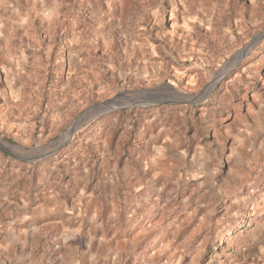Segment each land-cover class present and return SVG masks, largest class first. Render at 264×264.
I'll list each match as a JSON object with an SVG mask.
<instances>
[{"label": "rangeland", "instance_id": "obj_1", "mask_svg": "<svg viewBox=\"0 0 264 264\" xmlns=\"http://www.w3.org/2000/svg\"><path fill=\"white\" fill-rule=\"evenodd\" d=\"M0 264H264V0H0Z\"/></svg>", "mask_w": 264, "mask_h": 264}, {"label": "water", "instance_id": "obj_2", "mask_svg": "<svg viewBox=\"0 0 264 264\" xmlns=\"http://www.w3.org/2000/svg\"><path fill=\"white\" fill-rule=\"evenodd\" d=\"M239 52H240V51H239ZM195 96H196V95H195ZM104 104H105V103H104ZM104 104H98V105H96V106H92L91 108H89V110L86 111V113H88L90 110L95 109V108H97V107H100L101 105H104ZM84 113H85V112H84ZM82 115H83V114H81L80 116H78V117L75 119V121L72 123L70 129L68 130V133H70V132L73 130L74 123H76V122L80 119V117H81Z\"/></svg>", "mask_w": 264, "mask_h": 264}, {"label": "bare ground", "instance_id": "obj_3", "mask_svg": "<svg viewBox=\"0 0 264 264\" xmlns=\"http://www.w3.org/2000/svg\"><path fill=\"white\" fill-rule=\"evenodd\" d=\"M232 63H233V60H232ZM106 105H107V104H106ZM106 105H105V106L97 107L96 110H92L91 112H93V113L101 112L103 108L107 107ZM91 112H90V113H91ZM61 141H63V137H61V138L59 139V143H61Z\"/></svg>", "mask_w": 264, "mask_h": 264}]
</instances>
